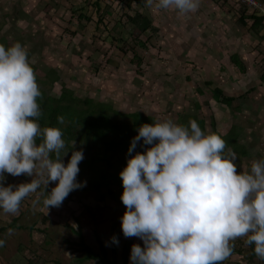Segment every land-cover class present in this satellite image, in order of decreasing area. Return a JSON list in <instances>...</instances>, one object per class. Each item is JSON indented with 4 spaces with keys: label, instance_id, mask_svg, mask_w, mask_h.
Returning <instances> with one entry per match:
<instances>
[{
    "label": "rangeland",
    "instance_id": "rangeland-1",
    "mask_svg": "<svg viewBox=\"0 0 264 264\" xmlns=\"http://www.w3.org/2000/svg\"><path fill=\"white\" fill-rule=\"evenodd\" d=\"M157 2L0 0V43L7 47L19 41L25 47L36 78L42 81L38 85L43 100L69 91L82 100L75 104L77 109L84 110L87 99L93 105H110L118 123L128 125L132 119L117 114L140 113L156 122L171 119L182 125L191 118L203 120L208 133L215 129L221 136L235 129L232 143L239 147L230 145L226 151L235 152L238 173L250 171L253 160L264 158V27L258 33L251 31L250 18L247 26L238 19L246 11L223 0H200L199 8L189 13L157 8ZM258 2L262 10L248 7L245 17L254 11L264 13V0ZM139 40L146 41L148 48L136 47L143 57L136 72L130 47ZM234 54L245 64L246 73L232 64ZM215 86L235 97L232 104L223 105L211 97ZM73 148L83 149L84 143L71 142L64 161ZM124 157L113 160V169L126 166ZM84 166L81 161L83 181H88L90 172ZM32 179L26 173L5 172L3 183L18 185ZM57 183L41 184L21 201L15 214L0 210V239L5 240L0 264H98L85 260V254L72 245L79 241L72 227L78 229L80 223L87 245L100 252L96 233L108 247L111 224L117 220L122 226L120 217L126 208L115 202L105 186L101 187L105 201H100L98 191L87 190L76 196L70 193L61 206L47 208L44 188L50 192ZM128 239L143 246L137 236H124L123 244ZM245 240L242 236L232 242L237 250L223 264H264L262 259L250 258ZM121 250L122 246L119 263ZM107 251L111 258L110 248Z\"/></svg>",
    "mask_w": 264,
    "mask_h": 264
},
{
    "label": "clouds",
    "instance_id": "clouds-1",
    "mask_svg": "<svg viewBox=\"0 0 264 264\" xmlns=\"http://www.w3.org/2000/svg\"><path fill=\"white\" fill-rule=\"evenodd\" d=\"M151 3V0H148ZM200 0H158L157 8L194 12ZM264 16V13L262 14ZM42 92L21 42L0 43V210L15 214L21 201L41 184L45 207L61 206L80 181L84 150L73 148L65 162L63 131L41 126ZM61 123L64 117L57 118ZM182 125L171 119L143 123L131 140L127 164L119 173L120 217L131 247L132 264H219L233 252V241L246 237L264 259V158L250 171L237 172L236 154L217 133H205L195 119ZM39 138V143H38ZM142 140V143H140ZM142 151H137V147ZM66 147V148H65ZM66 151V152H65ZM134 153V154H133ZM5 172L33 176L30 182L5 186ZM14 231L9 229V233ZM113 242L119 243L116 236ZM5 240L0 239V246Z\"/></svg>",
    "mask_w": 264,
    "mask_h": 264
},
{
    "label": "trees",
    "instance_id": "trees-1",
    "mask_svg": "<svg viewBox=\"0 0 264 264\" xmlns=\"http://www.w3.org/2000/svg\"><path fill=\"white\" fill-rule=\"evenodd\" d=\"M97 2L99 0H96ZM225 2H229L233 4L237 9H244V12L247 15L248 6L238 2L236 0H223ZM97 8H101V6L97 3L95 4ZM245 13L238 16V19L247 26L246 19L250 18L253 22L250 27L251 31L258 33V30L264 27V16L261 14L260 11H254L249 17H245ZM130 20L135 21V18L129 17ZM148 27L144 30H147ZM264 39V35L262 36ZM113 37V41H114ZM136 42V41H135ZM137 45H133L130 47V52H132V57L130 58L131 64L135 65L136 72L138 71L139 67L143 63V57H140L139 54L136 52V47H140L143 49L148 48V43L146 41H137ZM120 51L122 53H126L123 47H120ZM232 64L238 69V71L242 74L246 73V66L243 61L240 59L238 54H234L230 57ZM98 72V68L96 69ZM263 79V75L261 76ZM38 84L42 83V81L37 80ZM207 85H211V83L207 82ZM252 90V89H251ZM212 96L213 99L223 105H230L235 100V97L226 95L222 90V87L215 86L212 89ZM42 96L38 97V102L40 104L42 114L37 119L42 126H55L59 127L63 131V138L66 141V145L70 146V143L73 142L75 139L76 141H82L84 143V154H86L85 159L82 160V163L85 164V172H90L89 180L87 181L86 185L82 188L73 190L71 192L72 195H77L79 191H87V190H96L101 193V187L105 186L108 188V192L114 197L115 202L119 204V206L125 207L126 205L123 204L121 200V195L123 193V183L122 178L120 177L119 173L123 170V167L120 169H113L114 166V159L117 156L121 158H128L129 153L128 149L131 144V140L134 137L132 132H138V127L143 123H155V119L153 117H148L140 113H132V114H117L122 117H127L132 119V123L123 124L118 123L116 121V116L110 114L111 106L107 104H97L93 105L91 99L85 100L83 103L87 105L84 110L77 109L75 107L76 103L82 102V100L75 99L72 96V93L69 91H64L57 99L46 98L43 100ZM63 116L64 120L61 123L57 118L58 116ZM195 119V118H191ZM199 126L205 131L207 134V130L205 127V123L203 120L195 119ZM188 126H190L188 124ZM235 129L229 131L226 135L221 136L226 141V148L225 152L227 153V148L230 145H233V148H238L237 143H232L233 138L235 136ZM210 133H217L214 129ZM219 134V133H217ZM220 135V134H219ZM39 142V138H38ZM142 143V140L141 142ZM96 149V150H94ZM95 153H92V151ZM137 151H142L143 149L138 147ZM241 150V149H240ZM241 153H245L244 149L241 150ZM134 154V153H133ZM88 156V157H87ZM71 156L66 157L67 162ZM101 165V166H99ZM113 169V171L111 170ZM78 179L83 181V172L80 168V172L78 173ZM111 186H115L118 188L117 192L114 193L111 189ZM75 198V197H74ZM106 196L101 193L100 201H105ZM126 210V209H125ZM19 217L14 220V222H18ZM78 229L72 227V230L75 231L77 234L79 241H72V245L78 247V250L85 254V260L92 261L96 260L98 264H129V257L131 256V247L134 244L133 239H128L124 241V233L122 230V226L119 221L114 220L111 224V232L109 238V246L107 247L106 242H104L99 233H96V237L99 241L100 245V252H95L90 246L87 245L84 235L82 233V226L80 223H77L76 226ZM116 236L119 239V243H115L112 240V237ZM122 246L121 250V260L122 262L119 263L118 260V252ZM234 246V245H233ZM110 248L112 257H109L107 249ZM248 249L250 252V258L252 259H260L254 251V244L249 245ZM237 249L235 246L233 247V253ZM264 259H262L263 261ZM224 261L219 262V264H223ZM28 264H34L30 261ZM236 264H243L241 262Z\"/></svg>",
    "mask_w": 264,
    "mask_h": 264
},
{
    "label": "built area",
    "instance_id": "built-area-1",
    "mask_svg": "<svg viewBox=\"0 0 264 264\" xmlns=\"http://www.w3.org/2000/svg\"><path fill=\"white\" fill-rule=\"evenodd\" d=\"M236 1L247 5L248 7L252 8V10H262L258 0H236Z\"/></svg>",
    "mask_w": 264,
    "mask_h": 264
},
{
    "label": "crops",
    "instance_id": "crops-1",
    "mask_svg": "<svg viewBox=\"0 0 264 264\" xmlns=\"http://www.w3.org/2000/svg\"><path fill=\"white\" fill-rule=\"evenodd\" d=\"M110 238V237H109ZM109 246V245H108Z\"/></svg>",
    "mask_w": 264,
    "mask_h": 264
}]
</instances>
